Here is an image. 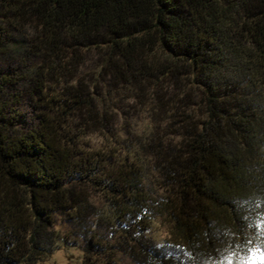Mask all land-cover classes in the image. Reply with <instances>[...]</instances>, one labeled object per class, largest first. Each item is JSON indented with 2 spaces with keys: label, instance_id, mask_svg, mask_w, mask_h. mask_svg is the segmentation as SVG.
<instances>
[{
  "label": "trees",
  "instance_id": "16d2710c",
  "mask_svg": "<svg viewBox=\"0 0 264 264\" xmlns=\"http://www.w3.org/2000/svg\"><path fill=\"white\" fill-rule=\"evenodd\" d=\"M8 51L41 61L0 68V264L50 257L59 216L85 264H264V0H0Z\"/></svg>",
  "mask_w": 264,
  "mask_h": 264
},
{
  "label": "rangeland",
  "instance_id": "374dc122",
  "mask_svg": "<svg viewBox=\"0 0 264 264\" xmlns=\"http://www.w3.org/2000/svg\"><path fill=\"white\" fill-rule=\"evenodd\" d=\"M26 28L27 30L25 33H27V36H31L32 29H30L29 27ZM14 36L20 39V30H14ZM40 61L41 60L39 57H36L34 55H27L22 57L20 53L15 51H8L6 53L0 54V68L4 70H23V72L31 73V70L36 68L40 64ZM99 61L100 59L96 54H94V52L90 53L81 68V72L84 73L83 75H85V77H87L88 79L92 78V80L94 81L96 73L99 69ZM109 97H111L112 101H114L116 97L120 98V96L116 95L115 93L109 95ZM25 102L26 109L32 111L33 107L29 102V98H27ZM117 103H120V106L122 107L117 114L121 113L122 117H119L116 114L115 118L118 119V122L115 124V127H118L123 133H125L124 129L131 128V131L135 129L138 133H144V135H146V131L149 132L153 129L154 122H156L157 120L155 119V110L153 111L152 108H150L151 105H149L148 101L136 105L131 101V107L125 99H120L117 101ZM30 111L29 113L32 114V112ZM124 115L126 116V119L123 118ZM86 138H88L91 143H94L96 145L102 144L104 141V137L99 132H89ZM91 198L94 204L98 205L101 208L104 207V203L99 200V197L95 195L94 192L92 193ZM57 220V222L60 223L59 225L61 227L62 233L68 234V242H60L59 246L51 253L50 257H48L44 261L39 262L38 264H85L83 249L85 239L84 237L79 236L80 230L76 228L77 226L74 227L72 224H69V222H66L61 216H59ZM92 221L94 222V218H91L89 220V223H91ZM161 228L156 231L158 237L163 236L165 233V227ZM97 231V234L101 236L103 234L106 236L108 235L106 227L102 226L97 229ZM70 239L71 242H69ZM103 246H105V243H103ZM100 257L102 259H105V263L103 264H129L128 260L120 254L117 255V262H111L109 261V259H107V257H104L102 255L99 256V259Z\"/></svg>",
  "mask_w": 264,
  "mask_h": 264
}]
</instances>
